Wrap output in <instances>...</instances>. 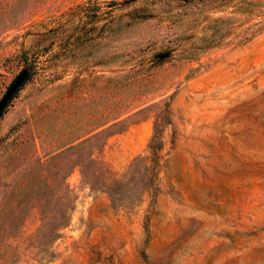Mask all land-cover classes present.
<instances>
[{
	"label": "rangeland",
	"instance_id": "374dc122",
	"mask_svg": "<svg viewBox=\"0 0 264 264\" xmlns=\"http://www.w3.org/2000/svg\"><path fill=\"white\" fill-rule=\"evenodd\" d=\"M23 71L0 264H264V0H0Z\"/></svg>",
	"mask_w": 264,
	"mask_h": 264
},
{
	"label": "water",
	"instance_id": "95a60500",
	"mask_svg": "<svg viewBox=\"0 0 264 264\" xmlns=\"http://www.w3.org/2000/svg\"><path fill=\"white\" fill-rule=\"evenodd\" d=\"M135 1V0H131ZM28 77L27 71L21 72L10 84L9 88L7 89L6 93L0 100V116L3 113L4 109L8 105L9 101L13 98L15 93L21 88L23 83L26 81Z\"/></svg>",
	"mask_w": 264,
	"mask_h": 264
},
{
	"label": "trees",
	"instance_id": "16d2710c",
	"mask_svg": "<svg viewBox=\"0 0 264 264\" xmlns=\"http://www.w3.org/2000/svg\"><path fill=\"white\" fill-rule=\"evenodd\" d=\"M25 83H26V81L23 83V85L21 86V88L24 86ZM21 88H20V89H21ZM20 89H19V90H20ZM19 90H18V91H19ZM18 91H17V92H18ZM17 92H16V93H17ZM16 93H15V94H16ZM66 220H68V217H66Z\"/></svg>",
	"mask_w": 264,
	"mask_h": 264
}]
</instances>
